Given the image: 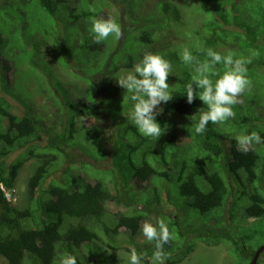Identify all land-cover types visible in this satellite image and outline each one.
Returning a JSON list of instances; mask_svg holds the SVG:
<instances>
[{"label":"trees","instance_id":"1","mask_svg":"<svg viewBox=\"0 0 264 264\" xmlns=\"http://www.w3.org/2000/svg\"><path fill=\"white\" fill-rule=\"evenodd\" d=\"M1 1L4 4L0 9L9 4L8 0ZM60 1L39 0L52 19L57 17ZM156 1L150 10L148 0H113L112 3L118 2L124 11L121 18L117 15L113 19L120 20L121 28L120 37L114 41L116 44L103 54L105 40L96 43L90 32L91 21L97 18V14H93L90 20H86L89 29L86 25L83 27L86 42L83 52L88 57L87 50L91 48L93 58L102 52L106 62L101 66L100 74L108 64L109 71L119 67L131 68L145 51L159 54L171 63L172 75L167 83L173 90V99L158 106L162 111L156 120L162 127V134L157 140L143 136L127 119L131 104L128 99L121 100L118 88H115L114 109L100 114L95 112L97 105L79 97L80 90L71 96L65 88V79H60L53 84L52 94L59 113L65 112L67 116L64 123H59L62 126L59 135H62L55 137L52 127L43 133L57 138L56 142L44 147L55 145L59 150L66 149V156L61 159L55 153L36 151L33 144L39 145L37 140L44 128L40 116L31 111L32 103H25L27 109L18 115L12 111L10 103L0 98V185L4 190L12 194L19 168L29 158L36 159L33 172L27 179L26 205L15 206L0 188V258L5 264H59L60 256L66 253L75 255L78 264L96 262L94 256L105 257L109 264L104 247L116 248L111 238L119 230L129 236L136 235L141 220L149 213L157 214L155 224L158 219H163L169 228L171 239L164 245L167 254L164 264L183 260L196 241L218 245L230 238L236 244V251L249 261L262 244L264 183L261 179L264 166L258 150L264 147V143H251L245 146L246 150H239L235 137L251 132L264 137V112H258L259 107L264 110V0H181V4L175 0ZM183 5L193 6L190 9L198 16V27L184 25ZM89 13H78L77 19L84 21V16ZM181 27L185 28L184 32L179 31ZM3 38L0 32V42ZM108 39L114 40V37ZM125 42L132 44L133 51L120 65H113L111 55L121 51ZM184 47L201 64L209 59L205 55L209 48L222 55L231 51L234 58L245 57L251 61L246 65L250 86L232 106L235 116L224 123L209 122L202 134H194L191 121L187 119L203 104L198 98L188 104L183 96V84L194 74V65H185L180 59ZM66 50L69 53L70 48ZM1 54L0 51V81L5 78L12 91L15 83L19 84L14 80L15 68ZM226 70L223 64H219L209 75L214 82L216 76H211V72L222 74ZM88 115L97 119L95 126L103 132V153L95 163L103 160L111 147L112 165L101 169H113L122 176L116 177L113 173L109 179L102 180L79 172L72 174L67 186L56 184L54 180L62 181L69 164L77 162L73 149L66 148L63 138L68 129L67 138L73 136L78 120L85 128L83 120ZM106 119L110 124L108 128L104 127ZM101 120L103 127L100 126ZM91 127L94 126L87 129ZM178 130L187 137L183 144L176 141ZM27 146L31 150L26 156L6 164L5 158L11 152ZM201 152L212 157L209 162L199 157ZM60 167L61 174L57 176L54 172ZM135 180L146 184L140 190L134 189L132 181ZM165 182L174 183L175 194L165 187ZM115 199L121 201L125 210L109 211L107 203ZM183 201L185 206L196 209L204 217L203 226L200 223L197 227L187 226L185 231L180 229ZM163 204L173 207L171 215L161 211ZM175 227L178 240L171 232ZM96 228H102L103 235ZM254 240L258 241L255 247ZM85 248L90 251V258L85 256ZM136 248L138 254H143L142 261L150 264L154 245L145 239ZM256 264H260L258 259Z\"/></svg>","mask_w":264,"mask_h":264},{"label":"rangeland","instance_id":"2","mask_svg":"<svg viewBox=\"0 0 264 264\" xmlns=\"http://www.w3.org/2000/svg\"><path fill=\"white\" fill-rule=\"evenodd\" d=\"M113 0H62L58 3L57 17L52 19L51 16L47 15L44 11V6L41 5L39 0H8L9 4H5L2 9H0V32L3 34V41L0 42V51L2 52L4 58H6L10 63H13L15 72L13 74L14 80L17 83L14 85V90H9V85L6 79L0 81V98H4L6 103H10L12 111L18 115H21L25 109V103H32V109L34 113L40 116L42 126L44 130L41 137L37 140L40 145H35V149L40 153H55L59 157L65 158L66 149L59 150L55 145L49 147H44L51 143L56 142L57 138L52 135H48V128L52 127L51 130L54 131L55 137L60 136L59 132L61 130V125L59 123H64L66 120V113H59L58 105L55 97L53 96V84L60 79H65L68 93L71 96L77 94L76 90H80L81 93L79 97H85L92 102L93 105H97L95 112L104 113L109 110H113L116 102L115 88L119 89V96L121 100H127V95H124V89L118 86L115 81L114 76L126 70L125 67H119L114 69L113 65H120L123 59L133 51L132 44L125 42L121 51H115L111 57L113 60V65L111 68L114 71H109V66L103 68V74H100L101 66L106 62L104 60V55L102 52L96 54L93 58L90 49L87 53L90 55L85 56L83 52V47L86 44L83 39V27L89 23L86 20H90L93 14H97L98 18L104 19H114L117 15L124 14L123 8H120L118 2H113ZM141 1V0H140ZM71 2V4L69 3ZM156 0H148L147 6L149 9L154 8ZM176 3L181 4V0H175ZM3 1L0 5H3ZM114 4V6H112ZM112 8H110L111 6ZM67 6L69 8H67ZM109 6V7H108ZM115 7V8H114ZM183 23L186 26H192L194 28L198 27V16L194 15L193 11L187 5H183ZM46 9V8H45ZM7 12L5 14L4 12ZM25 13V16L22 15ZM90 12L84 16V21L77 19L78 13ZM103 12V13H102ZM142 12V11H140ZM141 14V13H140ZM143 14V13H142ZM61 16V17H59ZM15 18V19H14ZM116 23H119L120 20ZM89 29V27H87ZM85 28L84 30H86ZM184 27H181L179 31L184 32ZM112 39L105 40L106 46L104 48L107 51L111 50L112 44H116ZM180 40L174 39V41ZM175 43V42H174ZM89 45V44H88ZM69 53L66 49H69ZM127 59V58H126ZM1 65V62H0ZM70 68H72L70 70ZM105 69V70H104ZM130 69V68H128ZM25 88V90H24ZM11 94H10V93ZM15 95L17 97H12ZM31 96V97H30ZM240 95L237 97L239 99ZM6 98V99H5ZM20 101V102H19ZM27 106V105H26ZM90 108L88 107V111ZM256 111V110H255ZM259 113L264 112L263 109L259 107ZM32 113L35 118L36 115ZM101 119V118H99ZM85 128L81 127L80 120L75 124V131L71 138L68 137V131L66 136L63 138L65 140L66 148L73 149V153L76 157L77 162L69 164L66 168L64 174L62 175V181L54 180L56 184H61L62 186H67L72 174H77L79 172H84L89 177L99 178V179H109L110 174L115 173L116 177L121 174L113 169L103 170L101 168H109L112 165V149L108 147V153L103 160L95 163L96 160L101 158L103 153V132L98 130L95 126L97 119L94 116L84 117ZM101 127H103V121L101 120ZM104 127L108 128L110 126L109 120H105ZM5 122L3 121V124ZM90 126V129H87ZM81 127V129H80ZM100 127V129H102ZM100 131V133H98ZM111 131V130H109ZM108 131V132H109ZM176 141L183 144L187 141V137L184 136L180 130L177 132ZM105 134V132H104ZM117 135V133H115ZM54 139V140H53ZM36 142V141H35ZM249 144L248 146H250ZM31 150L29 146L16 149L11 152L6 158V164L11 163V161H16L21 159ZM260 155L261 163L264 166V147L258 150ZM199 157L207 160L212 158L204 152L198 154ZM13 156V157H12ZM81 161V162H78ZM153 162V160H151ZM57 163H60L59 161ZM36 165V159L29 158L24 161L22 166L18 170V174L14 183V196L16 198L14 205L23 207L27 204L26 195V184L27 179L33 172ZM73 170V173H71ZM125 170V169H124ZM107 171H111L108 173ZM82 173L83 175H85ZM55 175L59 176L61 174V167L54 172ZM122 176V174H121ZM50 178L46 180L45 184L48 183ZM262 182L264 183V176L262 177ZM146 182H141L138 180L132 181L134 189L140 190L142 186H145ZM112 186V184H110ZM165 187L174 191L173 182H165ZM114 192L115 190L112 189ZM182 215L179 217L180 229L185 231L187 226H203L204 217L196 209L187 207L182 203ZM109 211L111 213H116L119 210H125L123 204L119 199L109 201L107 203ZM161 211L166 214H172L174 209L172 206H167L163 204L160 207ZM157 218L156 213H149L145 218L141 220L140 228L136 235L129 236L126 233L119 232L114 235L111 240L112 243L115 242L114 246L116 248H110L105 246L104 250L109 256V264H129L128 253L131 248L140 246L145 237L142 234L141 227L144 222L151 223L155 225V219ZM162 218V217H161ZM200 226V227H201ZM169 229V228H168ZM100 230L102 234V228H96ZM171 232L174 234V238L179 239L177 227L171 228ZM234 234V233H232ZM262 244H264V224L262 231ZM103 235V234H102ZM240 235V234H234ZM194 236H191V238ZM193 239H196L193 238ZM258 241L254 240L253 246H257ZM260 244V245H262ZM128 247L130 249H125ZM84 254L88 258L91 257V253L88 249H84ZM96 257V262L91 261L89 264H101L100 260H103V264H108L105 257ZM167 258V257H166ZM27 257H25V262ZM80 260L84 263V258ZM167 259H165L166 261ZM164 261V263H165ZM249 259L244 258L238 251H236V244L233 240L228 238L225 241L219 243L218 245H206L204 242L196 241L194 248L187 254V256L175 263V264H248ZM258 263L264 264V250L260 253L258 257ZM0 264H5L3 258H0ZM33 264V263H28ZM141 264H146L143 261ZM150 264H159V262L151 259Z\"/></svg>","mask_w":264,"mask_h":264},{"label":"clouds","instance_id":"3","mask_svg":"<svg viewBox=\"0 0 264 264\" xmlns=\"http://www.w3.org/2000/svg\"><path fill=\"white\" fill-rule=\"evenodd\" d=\"M90 32L95 42L100 43L110 36L119 38L121 28L111 18H94L91 21ZM205 55L209 59L201 64L187 47H184L180 53V59L185 65H194V74L183 84V96L186 97L188 104H191L194 98H198L203 104L194 114L187 117L191 121V130L194 134L204 133L209 122L224 123L234 117L232 106L237 103V97L250 86V80L246 75V65L251 62L249 58H234V53L231 51L222 55L211 48ZM219 64H223L227 70L222 74L211 72V76H216L213 82L209 73ZM170 75H172V65L167 59L159 54L145 51L130 69L114 76L131 104L126 114L127 119L133 122L145 137L157 140L162 134V127L156 117L162 111L158 106L173 99V90L167 83ZM235 139L239 150H246L245 146L251 143H264V137L256 132L237 135ZM0 188L7 200L14 204L15 190L13 189L12 194H9L2 185ZM141 231L146 241L154 245V261L164 264L167 256L163 250L164 245L171 239L165 221L158 219L155 225L144 222ZM142 260L143 254H138L134 247L131 248L128 253L129 264H141ZM59 264H78V260L75 255L66 253L60 256Z\"/></svg>","mask_w":264,"mask_h":264},{"label":"water","instance_id":"4","mask_svg":"<svg viewBox=\"0 0 264 264\" xmlns=\"http://www.w3.org/2000/svg\"><path fill=\"white\" fill-rule=\"evenodd\" d=\"M264 250V244L260 245L254 252V254L252 255L250 261L248 264H256V261L258 259L259 254L261 253V251Z\"/></svg>","mask_w":264,"mask_h":264},{"label":"bare ground","instance_id":"5","mask_svg":"<svg viewBox=\"0 0 264 264\" xmlns=\"http://www.w3.org/2000/svg\"><path fill=\"white\" fill-rule=\"evenodd\" d=\"M13 157V156H12Z\"/></svg>","mask_w":264,"mask_h":264}]
</instances>
